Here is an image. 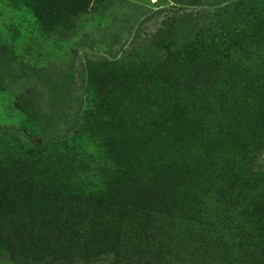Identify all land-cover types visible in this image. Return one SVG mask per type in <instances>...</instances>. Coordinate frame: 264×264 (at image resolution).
<instances>
[{"label": "rangeland", "instance_id": "rangeland-1", "mask_svg": "<svg viewBox=\"0 0 264 264\" xmlns=\"http://www.w3.org/2000/svg\"><path fill=\"white\" fill-rule=\"evenodd\" d=\"M8 26L0 264H264V0H88L27 63Z\"/></svg>", "mask_w": 264, "mask_h": 264}, {"label": "trees", "instance_id": "trees-1", "mask_svg": "<svg viewBox=\"0 0 264 264\" xmlns=\"http://www.w3.org/2000/svg\"><path fill=\"white\" fill-rule=\"evenodd\" d=\"M70 1L74 0H65V2L64 0H0V9L5 10L8 15L9 26L7 29L5 28V31L15 40L18 37L20 42L24 41L27 46L25 47L22 43L19 47L23 57H26V59H23L24 62L27 63L30 60L31 48L29 43L33 29L43 38L50 37L58 24L61 22L66 23L67 17L72 16V12L76 7L88 3V0H75L70 5ZM254 177L257 180L264 181V172L258 173ZM101 217L107 218L105 215ZM122 219V217L117 219L118 227ZM89 223L88 221L87 224L89 225ZM107 223L106 225H108ZM97 224L101 229H96V226L91 223V229L88 232L89 238L86 243L92 241L91 245L101 247L109 232L102 229L105 224L102 225V222H98V220ZM117 241L122 242L120 238ZM86 252L89 253V249L86 248Z\"/></svg>", "mask_w": 264, "mask_h": 264}]
</instances>
